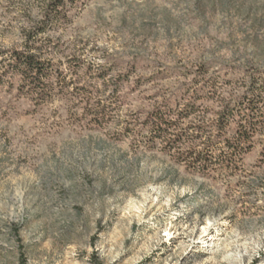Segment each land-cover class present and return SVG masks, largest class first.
<instances>
[{
    "label": "rangeland",
    "instance_id": "obj_1",
    "mask_svg": "<svg viewBox=\"0 0 264 264\" xmlns=\"http://www.w3.org/2000/svg\"><path fill=\"white\" fill-rule=\"evenodd\" d=\"M48 1L0 0V50L25 49ZM69 17L42 60L70 87L41 104V87L0 65V264H264L263 137L224 176L137 125L197 79L215 100L240 95L264 71V0H90ZM114 82L118 111L90 125L75 90L108 98ZM205 107L214 120L217 101Z\"/></svg>",
    "mask_w": 264,
    "mask_h": 264
},
{
    "label": "trees",
    "instance_id": "obj_2",
    "mask_svg": "<svg viewBox=\"0 0 264 264\" xmlns=\"http://www.w3.org/2000/svg\"><path fill=\"white\" fill-rule=\"evenodd\" d=\"M89 1L49 0L44 19L28 33L25 49L11 53L0 50L1 67L17 71L25 82L41 87V91L35 93L41 97V104L52 99L57 88L62 91L70 87L66 83L67 77L59 74L56 66L42 60L49 49L60 51L44 35L70 25L73 20L69 17L70 11L83 9ZM72 62L78 66L77 69L86 66L81 58L68 61ZM90 66L101 76L99 65ZM246 80L245 90L227 101L215 100L219 89L206 80L197 79L191 86L181 88L180 93L156 104L137 123L149 135L146 144L162 146L173 153L178 162L186 163L203 174L219 171L224 176L242 166L244 156L253 149L257 137H263L260 143L264 154V71L247 73ZM89 86L92 88V83ZM89 86L77 88L74 95L79 98V104L85 103L89 108L90 125H100L113 119L119 109L118 94L123 86L112 83L108 98L95 95ZM213 101H217L220 110L214 120H207L203 112L206 103ZM232 124H235V129H232ZM133 127L128 125L125 128L126 135L132 132Z\"/></svg>",
    "mask_w": 264,
    "mask_h": 264
}]
</instances>
